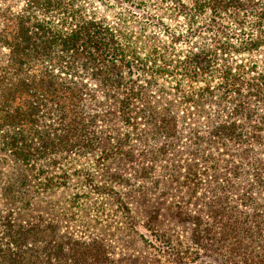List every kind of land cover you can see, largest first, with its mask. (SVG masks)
Segmentation results:
<instances>
[{
	"label": "rangeland",
	"instance_id": "rangeland-1",
	"mask_svg": "<svg viewBox=\"0 0 264 264\" xmlns=\"http://www.w3.org/2000/svg\"><path fill=\"white\" fill-rule=\"evenodd\" d=\"M78 2L115 27L120 13L136 18L134 7L123 9L114 0ZM23 4L24 0H0L1 7L9 6L14 11ZM150 4L148 10L154 14L163 12L161 2ZM145 20L129 21L125 28L142 38L137 46L140 56L147 57L154 46L167 47L176 66L175 60L183 59L189 47L184 43L173 45L162 28ZM163 20L170 26L177 24L167 17ZM219 62L233 66L244 62L250 68L256 64L247 74L251 78L258 71L264 73V47L234 57L230 54ZM119 80L124 85L134 83L145 92L130 108L128 121L118 117L121 89L103 85L86 74L76 81L92 89L101 102L99 111L103 115L97 122L58 124L54 112L72 108L66 94L65 106H41L35 121L18 127V147L9 148L0 136V234L7 218L17 226L36 225L44 236L53 237L49 249L61 245L68 251L69 240H77L104 250V264H264V215L245 218L252 210L241 205L240 199L250 186L253 197L264 205V181L256 182L252 175L253 168L264 169V98L249 96L245 112L236 115L246 131L261 135L250 160L239 151L237 137L220 140L211 133L218 123L233 118V109L243 97L233 92L225 96L217 88L213 95L203 96L197 107L186 104L184 92L178 88L180 80L184 90L191 82L175 73L125 68ZM217 82L215 79L213 85ZM195 85L204 86L203 81ZM87 106L84 109L89 110ZM169 125L172 132H167ZM74 128L83 129L81 140L93 147L74 152L51 147L59 137L69 141ZM2 132L11 136L15 131L8 126ZM15 148L22 154L42 157L32 162L20 160L14 155ZM234 168H239L242 175L236 177ZM191 169L204 171L198 186L185 183ZM213 188H217L216 194L225 190L246 213L235 222V231L223 230L225 225L221 228V223L216 226L212 222L213 228L205 236L207 247H203L192 236L186 216L210 201ZM235 238L241 243L236 248ZM44 245L40 240H30L23 248L43 250Z\"/></svg>",
	"mask_w": 264,
	"mask_h": 264
},
{
	"label": "trees",
	"instance_id": "trees-1",
	"mask_svg": "<svg viewBox=\"0 0 264 264\" xmlns=\"http://www.w3.org/2000/svg\"><path fill=\"white\" fill-rule=\"evenodd\" d=\"M103 1L111 3V0ZM114 1L123 9L134 7L136 18L123 17V13H120L119 25L115 27L105 17H98L95 12L86 10L78 0H24L18 11L9 6H0V136L4 138V143L9 148L18 147L21 140L18 127L35 121L41 106L50 104L57 109L65 106L66 94L69 96L68 105L71 104L72 108L67 112L65 109L54 112L58 124L70 121L79 124L97 122L103 115L99 111L101 102L95 98L92 89L76 81L77 77L86 74L100 80L103 85L111 84L121 89L118 117L128 121L130 108L145 92L144 88L134 83L124 85L119 79L122 69L132 71L137 67L145 72L152 70L153 73H175L186 77L191 82L190 88H180L181 80L178 81V88L184 92V102L190 106H200L202 97L213 95L217 88L225 96L233 92L243 97L233 109V118L218 123L211 133L220 140L237 137V144L241 147L239 151L246 159L252 160L254 147L259 144L261 135L246 131L236 120V115L245 112L247 108L243 109L249 96H258V100H263L264 73L258 71L247 78L256 64H251L250 68L244 62L233 66L230 63L221 64L219 60L230 54L234 57L257 52L264 47V0ZM155 1L161 2L164 7L160 14L148 10L150 3ZM164 17L177 24H166ZM141 18L162 28L173 45L184 43L189 47L183 59L175 60L176 66L172 65L174 60L169 56L167 47L159 49L154 46L147 57L140 56L137 46L143 41L142 38L125 28L129 21ZM216 73L219 74L213 75ZM215 79L218 82L213 85ZM200 81H203L204 86L195 85ZM85 105H88L89 110L84 109ZM8 126L15 131L11 136L2 132ZM172 129L170 125L167 126V132H172ZM71 131L69 141L59 137L52 141L51 147L56 151L62 149L67 152L93 147L92 143L88 146L84 139L81 140V135L85 133L83 129L74 128ZM90 134L96 135L95 132ZM13 152L20 160L29 162L42 157L22 154L18 148L13 149ZM260 169L253 168L252 171L256 182L264 181V169ZM203 173L191 169L185 183L198 186ZM233 173L236 177L242 175L239 168H234ZM62 176L67 177V174L63 173ZM213 190L209 202L202 204L195 214L186 216L191 223L192 236L203 247H207L205 236L212 230V222L216 226L221 223V228L225 225L223 230L235 231V222L246 213V210L238 207L237 200L225 194V190L221 189L219 194H216L217 188ZM240 199L241 205L252 210L245 218L264 215V205L253 197L250 186ZM52 238L44 236L36 225L17 226L7 218L4 231L0 234V264H51L52 259H62L71 264H104L107 258L99 246H90L77 240H69L68 251H64L61 245L49 249L48 242ZM30 240L45 243L43 250L24 249L23 246ZM233 244L234 248L241 245L236 238Z\"/></svg>",
	"mask_w": 264,
	"mask_h": 264
}]
</instances>
